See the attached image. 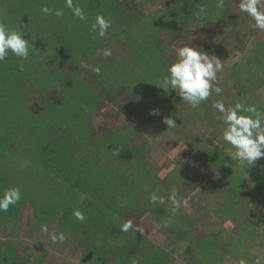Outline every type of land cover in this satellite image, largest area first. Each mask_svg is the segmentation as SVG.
<instances>
[{
  "label": "rangeland",
  "instance_id": "374dc122",
  "mask_svg": "<svg viewBox=\"0 0 264 264\" xmlns=\"http://www.w3.org/2000/svg\"><path fill=\"white\" fill-rule=\"evenodd\" d=\"M31 1L0 0L2 14L10 8H15L13 14H27L23 24L13 27H23L33 45L28 64L17 58L0 63L14 69L12 78L8 71L0 73V80L6 82L0 92L14 91L12 100L18 109L15 105L12 109L22 115L12 122L10 113L0 108V129L8 130L15 141L10 150H17L9 160L0 153L1 160L14 173L9 187H19L29 203L25 202L18 225L4 221L7 212H0V251L16 248L14 261L19 263L51 251L53 242L41 227L33 234L31 205L42 200V206L43 201L50 206L61 201L65 206L86 207L91 205L89 192L95 191V200L115 214L110 223L114 234H103L110 249L104 243L101 249L89 250L103 259L109 251L108 264H131L132 259L148 264L149 258L156 264H264V195L257 187L264 185V158L241 166L228 156L235 150L223 140L224 125L211 107L215 100H223L226 106L240 100L264 113V32L252 27L254 21L239 10V0H226L223 9L215 7V0L189 6H182L187 3L184 0H179L181 4L176 0H117L120 8L114 11L106 9L109 0H79L87 22L75 19L67 9L63 18L40 11L43 4L64 6V0H34L35 6ZM202 5L207 13L197 18ZM97 13L112 21L105 38L90 32ZM193 40L195 47L224 64L223 72L217 74L222 95L213 94L197 109L162 83L176 50ZM104 49L111 55H104ZM95 67L101 68L99 74L92 71ZM16 86H20L18 93ZM5 98L1 106L8 103ZM153 109H159L160 115H152ZM211 112L215 115L208 118ZM28 114L58 124L43 129L50 138L46 142L45 137V144L37 142L41 125L23 122ZM167 116L175 118V128L163 123ZM208 156L211 160L204 167L202 161ZM88 159L96 166L85 164ZM218 160L216 167L225 169L222 173L211 169V163ZM85 167L88 179L94 172L92 183L83 175ZM96 167L102 174L98 187ZM253 188L259 192L254 197ZM173 189L178 198L187 200L175 213L167 200ZM154 191L165 197L163 204L149 203ZM225 205L233 206L226 214L231 219L218 212ZM57 214L61 222L68 218L60 210ZM169 219L173 223L166 228L164 222ZM126 220L138 224L143 233L122 232L120 224ZM75 225L80 232L87 229L81 222ZM58 228L55 224L48 229L60 233ZM66 237L61 248L67 244L77 248L79 239L72 233ZM78 251H83L81 246ZM82 256L63 261L49 256L46 264H86ZM41 260L44 264L45 259Z\"/></svg>",
  "mask_w": 264,
  "mask_h": 264
},
{
  "label": "clouds",
  "instance_id": "9594fccd",
  "mask_svg": "<svg viewBox=\"0 0 264 264\" xmlns=\"http://www.w3.org/2000/svg\"><path fill=\"white\" fill-rule=\"evenodd\" d=\"M215 7L223 9L225 0H216ZM64 9L70 11L71 15L82 22H87L88 17L79 0H64L63 8H50L47 4L41 5L40 11L45 16L55 15L58 18L65 16ZM239 10L246 13L254 23L252 27L257 31L264 32V0H239ZM205 6H200L196 12L197 18L206 14ZM113 27L112 21L103 13H97L94 22L91 24L90 32L98 33L100 38H105L109 29ZM23 27H13L3 17L0 12V63L5 62L9 55L21 61H28L30 56V46H33L25 38ZM95 38V37H94ZM104 55H111L109 49H104ZM23 70V63L20 65ZM84 67H88L87 64ZM224 64L215 55L210 56L200 47H192L190 44L176 50V59L167 67V73L162 81L164 85H170L175 89L182 100L192 109L200 107L202 102H206L215 94L222 95L224 89L219 86L218 73H222ZM92 71L99 74L100 67L92 68ZM216 119L221 120L224 127L222 132L223 140L234 149L228 152L233 160L238 161L241 166L254 165V163L264 158V113L257 110L255 104H248L237 100L234 104L226 106L223 100H215L211 105ZM152 115H160L159 109H153ZM163 123L168 129L177 126L173 116L163 118ZM179 193L173 189L167 196V200L172 205L173 212H178L187 205V200L178 198ZM83 199V198H82ZM21 200V190L19 187H8L0 193V212H7L9 208L16 205ZM149 203L152 205L163 204L165 197L157 192L149 194ZM73 216L83 222L84 213L75 210ZM172 219L164 222V227H171ZM41 230L47 233L53 243H62L67 237L63 232H49L46 224L41 225ZM120 230L127 233L129 230L143 233V229L134 224L132 220H126L120 224Z\"/></svg>",
  "mask_w": 264,
  "mask_h": 264
},
{
  "label": "trees",
  "instance_id": "16d2710c",
  "mask_svg": "<svg viewBox=\"0 0 264 264\" xmlns=\"http://www.w3.org/2000/svg\"><path fill=\"white\" fill-rule=\"evenodd\" d=\"M33 1H31V4H34ZM184 1H186L187 3H186V5H185V3L182 4V6H189L191 3L192 4L193 3H200L201 4L203 2H208L209 0H184ZM29 3L30 2L25 1L24 5L29 6ZM225 3H226V0H225ZM36 4H38V3H36ZM38 5H40V4H38ZM34 6H35V4H34ZM117 7L120 8V5L117 3L116 0H109V7L106 6V9L111 8V10L114 11L115 8H117ZM57 8H63V6H59ZM9 10H12V11H10V13L8 15V14H6V12ZM24 10H25V8H24ZM14 11H15V8H10L8 10L6 9L5 14H3V17L6 19V21H8V22L11 21L10 23L12 24V26L13 25L18 26L20 24H23L26 21L25 17L27 16V14H21L22 11H20L19 13L13 14ZM8 59L9 60L16 59V57H14L10 54ZM29 61H31V60L29 59ZM24 63L26 64L27 61ZM2 64H0V73H3V71H8L7 73L11 74V78H12V76L14 74L13 66L10 64L9 65L5 64L4 66H2ZM67 64L69 65L70 63H67ZM71 65H73V64H71ZM24 68H25V66L23 67V69ZM27 72L28 71H26V73ZM28 75L30 76V74H28ZM31 80H32V77H31ZM2 82L6 83L3 79L0 80V87L5 85V84H2ZM19 88H20V86L19 87L16 86V88H15V89H18L17 93L19 91ZM1 89H3V88H1ZM13 93H14V91L7 90L6 94L3 95L2 92H0V102H2V100H4L5 97L7 98V99L5 98V100L8 102V103H6L5 106L0 105V108H2L3 110L4 109L7 110L11 115L12 122H16L18 120V118L20 119L22 117V115L14 112V111H17L15 109L18 107V105H16L14 103V100H12V98H14V95H15V93H14V95H13ZM16 95H18V94H16ZM13 105H15L16 108L12 109ZM203 106H205V105H201L199 108H201ZM206 107L208 108V112H209V110L212 111L211 108L209 109L208 106H206ZM213 115H215V114L213 112H211L209 114L208 118H211ZM39 117H40V115L38 117H35L33 115L28 114V116H27L28 120H25L23 122L27 121V123H31V122L36 123L37 127H39L38 124H40L41 128L37 130V132L39 131V137L37 138L38 139L37 142L39 143L41 141L43 144H45L43 142L45 140V137H46V142H48L50 138L45 134L46 129L45 130H43V129L45 127H49V126H55L56 127L58 124L51 125L50 123H48L46 117L43 118L44 121L42 120L41 117L40 118ZM24 118H26V117H24ZM7 135H8V130L1 128L0 129V138H2V139L0 140V153L4 152L6 159L9 160L14 155V153L17 152V150H15L14 152H13V150H10V148L14 147V145H15V144L11 145V143H14L15 141H14L13 137L8 135V142H7L5 139V137ZM33 137H34V139H36L35 136H33ZM26 139H28V137H26ZM9 141H10V143H9ZM77 141L80 144H82V142H83V140L79 137H77ZM33 143H35V142L33 141ZM73 143H74V141H73ZM69 144H71V143H69ZM76 152H78V151H75V153H73V157L75 156ZM205 156H206V154H205ZM1 158H2V155L0 156V185H1V183H3L4 185L2 187H0V193H2L3 189L9 187V181L13 180L12 175H14V173L11 172L12 169L10 168L11 169V171H10L9 166H7V164L6 165L3 164ZM209 160H211L209 156H208V158H204V160L202 161V165L204 167L207 166ZM220 160L224 161L225 163L228 162L227 159H220ZM74 161L76 162V159H74ZM19 162L22 163L21 160ZM94 162H95L94 160L92 161L90 159L84 161V163L85 164L88 163L89 166L95 165L96 163H94ZM218 163H219V160L216 161L215 163H211V167H212L211 169L215 170L217 173L224 172L225 169H222V168L220 169L219 167H216V164H218ZM18 166H19V164H18ZM96 169H97V167H96ZM227 170L230 171L229 167ZM22 171L23 170L21 169L18 174H20V172H22ZM82 171H83V175L87 179V181L92 183L94 181V177H93L94 172L92 173L93 174L92 177L90 179H88L87 167H85V170L82 169ZM89 171H90V169H89ZM97 171H98V173H97L98 178H96L97 179L96 187H98L97 186L98 182L100 181V178L102 177V174L99 171V169H97ZM153 173H154V176L156 178H158L157 172H153ZM223 174H221V175H223ZM257 187L260 189L261 193L264 195V193H263L264 192V185L260 184V185H257ZM94 190H96V188ZM250 192L252 193V197L259 194V192L257 191L256 188L251 189ZM93 194H95V191L93 193L89 192L90 196L88 195V197L90 198L89 203H91V205L86 204V207H82L81 205L80 206L76 205L75 207L65 206V204L61 201H58L59 205L55 204V205H51V206L50 205H44V201H43L42 202L43 206H42L41 205L42 200L41 201L38 200L33 205H31V207L33 208L34 224H35V222H37V226L41 227L42 224L56 223L59 220V215L57 214V210H60V213L64 212L66 214V217H68V218L65 219L61 223L62 224L61 225L62 226L61 232H63L65 235L68 233H72L75 236V238H77V237L84 238V240H83L84 245H82V246L85 247V254L86 255L84 256V258H86V259H84L83 261L86 264H107V261L109 258V251H108V256L106 259L99 257L97 260H94V257H95L94 251H91L89 249L95 248V247H98V249L103 248L104 243L106 244L108 241L107 237H103L104 232H105V234L106 233H110L111 235L114 234L112 231V228H110V223H111L112 219L114 218L115 214L112 211L108 210L107 207L103 208V206H101L99 204V202L97 200H95ZM138 197L139 196L136 195V197L134 198V201H136ZM121 201H122V199H121ZM25 202L28 203L27 200H25V198L23 196H21V200L16 205H13L9 208V210L7 211V215L5 216L4 221L11 220L15 225H18V223H19L18 221L21 220V218L23 217L24 211H25ZM13 207L15 208L14 211L12 209ZM97 208H99L98 211H97ZM231 208H233V206L229 207L228 205H225V206H222V210L224 209L226 212L224 210H223V212L218 210V212L222 213V215L225 216V218L231 219L230 217H228L226 215V214L230 213L229 210ZM262 208H264V207H262ZM51 210L54 211L53 214H52ZM75 210H80L84 213L85 220L83 222L77 220L73 216V212ZM78 222L83 223L87 229L81 230V232L79 231L80 229H78L79 227H77V229H76L75 224ZM107 245H108V243H107ZM108 247L110 249L111 246L108 245ZM128 248H129V250L131 249V247L129 245H128ZM16 253H17L16 248L11 247V246L10 247L8 246L4 252L0 251V264H40V263H42L41 255L39 257L33 258L32 260L30 258H27L25 263H21V262L19 263L17 261H14ZM146 263H147V261H146ZM148 264H156V262L149 258Z\"/></svg>",
  "mask_w": 264,
  "mask_h": 264
},
{
  "label": "flooded vegetation",
  "instance_id": "af4514ba",
  "mask_svg": "<svg viewBox=\"0 0 264 264\" xmlns=\"http://www.w3.org/2000/svg\"><path fill=\"white\" fill-rule=\"evenodd\" d=\"M117 1V0H116ZM118 3V2H117ZM178 3H180L181 4V2L179 1V0H176V4H178ZM192 4V3H191ZM190 4V5H191ZM182 8L180 7V10H181ZM183 10V9H182ZM190 31H191V29H188V30H186V32H188V33H190ZM192 33V32H191ZM191 43L192 44H190V46H192V47H195L194 45H196V43H197V41L196 40H193V41H191ZM194 44V45H193ZM183 47V46H182ZM164 49H162V51H163ZM162 53V52H161ZM124 105V104H123ZM111 107H113V106H111ZM113 121V120H112ZM81 201H88V199H81ZM89 202V201H88ZM62 222H61V219H59L56 223H54V224H52V223H47L48 225V228L49 227H51V226H53V225H55V224H58V226H59V230L58 231H62V224H61ZM35 226V230H33L34 232H33V234H35L37 231V229H39V227L37 226V222H35V224L33 225V227ZM41 232L43 233V231L41 230ZM69 234H71V233H69ZM72 236L75 238V236L72 234ZM77 239H79V245L78 246H81L82 247V249H83V251L82 252H79L78 251V246H77V248L75 247V248H73V247H71V248H69L70 247V245L69 244H67V245H65V247L64 248H61V246H60V243H51V245H52V248H51V251L50 250H46L45 252H42V256H41V259H45L44 260V264H46V261H47V259H48V257L49 256H52L53 258H55V256H57L59 259H62V261L64 260V259H66V260H68V257L70 256L71 258H74V257H76L79 253L81 254V253H83V255L85 256L86 254H85V247H83L82 245H84V243H83V240H84V238H82V237H77V238H75V240H77ZM76 245H77V243H76ZM35 248V247H34ZM69 249V251L70 252H68L67 253V255H65V256H61L62 255V252L63 251H65L66 252V250H68ZM17 250V249H16ZM43 250V249H42ZM55 250H57L58 251V253L57 252H55ZM44 251V250H43ZM54 251V252H53ZM159 253H161V251L159 250ZM17 254V253H16ZM30 255H35V254H31L30 253ZM84 256H82L83 258H84ZM39 257V256H38ZM33 258H36V257H33V256H31L30 257V259L32 260ZM98 259V257L97 256H95L94 257V260H97ZM70 260V259H69ZM84 260V259H83ZM83 260H82V262H83ZM136 260H138V259H136ZM133 261V262H132ZM26 262V260H24L23 261V263H25ZM74 262V261H73ZM75 263H77V262H75ZM108 263H110V262H108L107 261V264ZM131 264H137V261H135L134 259H132L131 260V262H130ZM48 264H51L50 262L48 263Z\"/></svg>",
  "mask_w": 264,
  "mask_h": 264
},
{
  "label": "crops",
  "instance_id": "0c3cea01",
  "mask_svg": "<svg viewBox=\"0 0 264 264\" xmlns=\"http://www.w3.org/2000/svg\"><path fill=\"white\" fill-rule=\"evenodd\" d=\"M264 245V244H263ZM262 245H260V247H261Z\"/></svg>",
  "mask_w": 264,
  "mask_h": 264
}]
</instances>
